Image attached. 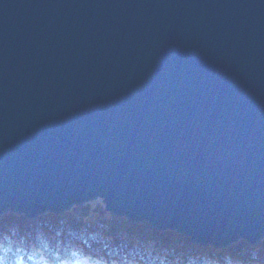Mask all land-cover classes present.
<instances>
[{
  "label": "water",
  "instance_id": "obj_1",
  "mask_svg": "<svg viewBox=\"0 0 264 264\" xmlns=\"http://www.w3.org/2000/svg\"><path fill=\"white\" fill-rule=\"evenodd\" d=\"M97 197L262 240L264 0H0V216Z\"/></svg>",
  "mask_w": 264,
  "mask_h": 264
},
{
  "label": "rangeland",
  "instance_id": "obj_2",
  "mask_svg": "<svg viewBox=\"0 0 264 264\" xmlns=\"http://www.w3.org/2000/svg\"><path fill=\"white\" fill-rule=\"evenodd\" d=\"M62 213L58 215L59 213L47 212L41 215L45 217L44 219L39 217L37 220H32V223L23 221H27L24 214L10 210L2 214L0 216V264H4L6 257L9 264H49L50 260H59L60 264H68V258L73 255L79 257L77 264H155L151 258L157 253L164 254L169 244L171 246L169 253L173 256L177 253L185 255L190 249L188 244H183L176 239L179 233L175 234V231L170 232L171 234L162 231L165 233L157 236L156 233L161 231L156 232L157 229L155 230L151 225L150 228L139 227L141 223L147 222H131L125 216L114 215L106 209L100 197L87 200L82 204H73ZM8 218L9 221H6ZM57 218H59L58 221H56ZM117 218L126 219L131 222V226L121 225L124 222ZM71 220L75 223L70 222ZM13 222L17 226L10 230L11 227H8V224ZM47 222L55 226L50 227L51 231L46 229ZM132 223L138 224V227L133 226ZM69 227L74 230V233ZM103 240H110L111 247H108ZM116 240L121 242L120 246L115 244ZM250 244L236 241L228 245L226 249L213 245L211 250H205V252L212 251L216 261L221 260L222 264H225V257L233 258L240 264H264V237L254 247ZM231 245L235 246L232 252H230ZM126 248L128 250L125 251ZM253 252L256 254L255 258H253ZM173 263L169 259L168 264Z\"/></svg>",
  "mask_w": 264,
  "mask_h": 264
},
{
  "label": "trees",
  "instance_id": "obj_3",
  "mask_svg": "<svg viewBox=\"0 0 264 264\" xmlns=\"http://www.w3.org/2000/svg\"><path fill=\"white\" fill-rule=\"evenodd\" d=\"M60 214H63V213H59L58 215H60ZM65 214V213H64ZM66 215V214H65ZM48 216H49V214H48ZM51 216V215H50ZM39 217H41V216H39ZM39 217H37L36 219H34V220H37ZM41 218H45V217H41ZM26 219V218H25ZM117 219H119L120 221H122V222H124L123 224H121V225H124L125 227H127V225H130L131 226V222H128L126 219H124V218H117ZM23 220V219H22ZM59 220V218H57L56 219V221H58ZM6 221H9V218L6 220ZM24 222H27V223H32V220L30 219V221H28V219H27V221L26 220H23ZM70 222H73V223H75L73 220H71ZM48 224H47V227H46V229L47 230H49V231H51L50 230V227L51 228H54L55 226L51 223V222H47ZM133 224V223H132ZM17 226V224H15V222H13V223H9L8 224V227H11L10 228V230H12V229H14V227H16ZM133 226H136V227H138V224H136V223H134L133 224ZM143 226H146L147 228H150V224H148V223H141L140 225H139V227H143ZM153 228V227H152ZM151 228V229H152ZM57 229H59V228H57ZM69 229L74 233V230L73 229H71L70 227H69ZM60 230V229H59ZM138 230H140L141 231V229H138ZM156 230V229H155ZM66 231V230H65ZM156 232H158V230L156 231ZM170 232H172V231H170V230H167V232L166 233H168V234H171ZM62 233V232H61ZM160 233V234H159ZM163 233H165V232H158V233H156L157 234V236H159V235H163ZM174 233V232H173ZM175 234H176V232H175ZM74 235H76V234H74ZM167 237V236H166ZM92 239H94V237H92ZM166 239V238H165ZM176 239L177 240H180V241H182V243L183 244H188L189 245V247H190V249H189V251L184 255L183 253L181 254V255H179L178 253L175 255V256H173L171 253H169L170 251H171V246H170V244H169V248H167V251H168V253H167V251L166 252H164V254H161V253H157L154 257H152L151 259L153 260V262L155 263V264H168V261H169V259H171L172 260V262H174L173 264H192V262L193 261H195V264H202V259H203V257H208V258H210V259H214L215 261H216V257H215V255L213 254V252L211 251L210 253H207V252H205V250H211V248H213V246L212 245H200V244H197V243H194V242H192L188 237H185V236H183V235H180V234H177L176 235ZM140 241H141V239H140ZM160 241H162V240H160ZM103 242L105 243V244H107V246L108 247H111V245H110V240H107V241H104L103 240ZM238 242H245L246 244H250V243H248L247 241H244V240H240V241H237V243ZM93 243H95V242H93ZM167 243V242H166ZM115 244H117L118 246H120L121 245V242H119L118 240H116V242H115ZM172 245V244H171ZM191 245V246H190ZM234 245V244H233ZM233 245H231L230 247H232V249L230 250V252H232V250H233V248L235 247V246H233ZM251 245V247H254L256 244H250ZM173 246H175V245H173ZM227 247V246H226ZM226 247H224V249H226ZM202 248H205L204 250L202 249ZM221 248V247H220ZM229 248V247H228ZM126 250H128L127 248L125 249V251ZM195 250V251H194ZM213 250V249H212ZM133 251V250H132ZM183 260V261H182ZM223 262L221 261V260H217L216 261V264H222Z\"/></svg>",
  "mask_w": 264,
  "mask_h": 264
},
{
  "label": "clouds",
  "instance_id": "obj_4",
  "mask_svg": "<svg viewBox=\"0 0 264 264\" xmlns=\"http://www.w3.org/2000/svg\"><path fill=\"white\" fill-rule=\"evenodd\" d=\"M255 255H256L255 252H253V258H255ZM78 261H79L78 256L73 255L68 258V264H77ZM4 264H9V260L7 257L5 258ZM49 264H60V262L59 260H50ZM192 264H195V261H193ZM202 264H216V261L208 257H203ZM225 264H240V262L234 260L233 258L225 257Z\"/></svg>",
  "mask_w": 264,
  "mask_h": 264
},
{
  "label": "bare ground",
  "instance_id": "obj_5",
  "mask_svg": "<svg viewBox=\"0 0 264 264\" xmlns=\"http://www.w3.org/2000/svg\"><path fill=\"white\" fill-rule=\"evenodd\" d=\"M21 215H23V214H21ZM39 216H41V215H39ZM39 216H38V217H39ZM26 217H27V216H26ZM27 219H30V218L27 217ZM35 219H36V218H35ZM31 220H34V219H31Z\"/></svg>",
  "mask_w": 264,
  "mask_h": 264
}]
</instances>
